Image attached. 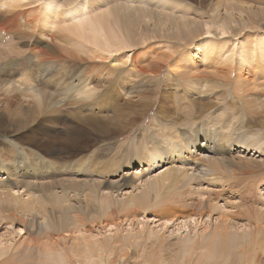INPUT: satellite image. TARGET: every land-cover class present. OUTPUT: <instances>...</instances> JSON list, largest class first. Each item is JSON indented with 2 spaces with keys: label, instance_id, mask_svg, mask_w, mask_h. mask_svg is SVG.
<instances>
[{
  "label": "bare ground",
  "instance_id": "6f19581e",
  "mask_svg": "<svg viewBox=\"0 0 264 264\" xmlns=\"http://www.w3.org/2000/svg\"><path fill=\"white\" fill-rule=\"evenodd\" d=\"M38 1L0 0V33L20 38L0 43V136L12 108L10 124L31 115L35 129L0 154V228L10 234L0 239V264H264V157H253L264 155V130L247 126L260 108L264 114L253 103H264V73L251 79L238 61L212 68L209 58L208 71L168 68L161 86L162 63L178 61L169 55L146 67L131 59L128 69H100L57 49L49 30L56 16L79 39L82 29L100 36L118 25L126 41H109L113 54L138 49L129 38L148 11L116 0H42L41 27ZM86 5L107 10L92 17ZM36 39L45 45L32 51ZM69 60L80 70L65 80ZM151 109L147 140L133 160L121 158L115 140ZM121 112L126 118L117 120Z\"/></svg>",
  "mask_w": 264,
  "mask_h": 264
},
{
  "label": "rangeland",
  "instance_id": "374dc122",
  "mask_svg": "<svg viewBox=\"0 0 264 264\" xmlns=\"http://www.w3.org/2000/svg\"><path fill=\"white\" fill-rule=\"evenodd\" d=\"M259 2L262 1L214 0L212 3L213 5H206L199 3L198 0H116V5H137L144 7L145 10L148 11V16L145 21L141 22L139 25H135V29L129 38V41H137L138 44L136 47H138V49L136 51L119 49L113 54L106 52V49L109 47V41H126V32L122 31L118 25L114 28H105L100 36L92 31V29H82L81 38L79 39L75 35L63 30L64 26L60 20H63L64 18L62 15H59L56 16L54 23L49 25V30L54 37L57 49L66 54L67 57H71V55L76 57L82 56L88 62L97 64L98 66L100 65V69L104 70H108L106 63L110 66L116 67V70H120L122 68H130L131 59H134L137 65L146 67L149 62L159 61V58L161 57L167 55L171 57L176 56L178 59L177 63H171L170 65H168L169 63L165 64V62L162 63V66L159 69V76L162 79L160 80L161 86H163V81H165L163 79L166 78L165 73H167L168 68L186 70L188 68L184 65L182 66V63H184L189 68L191 66H197L198 71H208L206 67L209 58H214L215 60L212 65L214 67L212 68H216L217 65H223L219 60L232 58L233 61H238L237 63L244 65L243 68H246L251 76H253L251 79H255V73H264V66L260 64L261 61H264L262 60L264 59V28L263 26H259V19L262 14L258 12V10H264V4ZM37 3L40 5H37L33 11L38 17L40 26L42 27V15L46 12V9L44 7L41 8L42 0H39ZM59 3H61V1H59ZM105 10H107V7L104 5H96V7H92L91 9L86 5L84 13L94 17V14L98 13V11L104 12ZM226 10H228L234 17V23L229 24L227 22L228 14L226 13ZM250 10L253 13L250 14ZM157 11L160 12L159 16L162 19L161 22H158ZM122 13V10L119 11V14ZM249 14L250 19L247 21ZM35 15H32L34 17H31V15L29 17L27 15L26 18L35 20L37 19V17L35 18ZM191 21H195L197 24L194 25ZM192 29H194V32L191 35L190 31ZM18 39L20 38L7 35V33H0V43H5L10 40L15 42L18 41ZM21 41L25 40L21 39ZM35 41L39 40L36 39ZM85 41H96V43H87L85 46V44H83ZM186 41L193 42L191 45H186ZM149 43L151 44L148 45ZM207 43H213L214 45L210 46ZM203 44H206L205 46L207 47H202L204 46ZM44 45L43 42L39 41L37 44L32 45L31 49L32 51H35L37 48ZM88 45L89 47L94 48V51H91L88 48ZM116 46L120 47V44L118 43ZM24 49L25 48H19V50ZM114 57L117 60L110 61ZM49 61L51 62H45V64L54 66V71H57L59 66L58 69H56L57 65H54L55 60L49 59ZM123 61L126 62L125 65H123ZM66 70L65 74H62V77H65V80H68V78L72 79L79 73L80 67L77 68V66L74 65V62L69 60L67 61ZM161 91H159V94H161ZM253 103L256 106L264 104L260 97L256 98ZM170 105H173L172 109L174 112L176 108L173 99L170 101ZM13 111L14 109L12 108L8 112L5 120V132L0 136V154L4 156H7L9 151L12 150V148L9 147L10 140L12 143L22 144L21 140L23 137L34 135L33 132H29L34 129L31 126L33 123L28 122L31 119V115L28 119H24L23 117L18 125L10 124V118ZM178 111L179 110H177L176 114ZM259 111L260 112L254 115L255 118H253L247 126H250L252 129L263 131L264 114L262 113V108H260ZM151 112L152 109L147 113V116L143 121L132 126L127 132H125L126 134L123 133L120 138L115 140L112 149H119L121 158L123 156L128 158L129 161L133 160L137 150L141 148L142 142L147 140V127L151 121ZM242 112L243 108L241 106L239 113ZM125 114V112H121V115L117 120H124L126 118ZM179 114L180 113H178V115ZM65 121L67 120L64 119L62 122L65 123ZM41 125L44 124L41 123ZM5 136H8V138L4 139ZM59 136L63 137L61 133ZM200 141L202 142V138L199 139V142ZM238 150H243L240 144L234 145L231 152H233V154H238ZM84 153L85 152L78 155ZM252 153L253 151L249 152L250 155ZM246 154L249 155L248 153ZM253 157L262 159L264 155L262 156L258 153H253ZM137 167L134 166L133 168ZM127 188L129 187L126 185L123 186V190ZM194 191V193H200V198L205 197L201 194V190L196 189ZM202 226L203 225H200L199 228ZM5 230L6 228L4 229V227L0 228V239L10 237L9 230Z\"/></svg>",
  "mask_w": 264,
  "mask_h": 264
}]
</instances>
